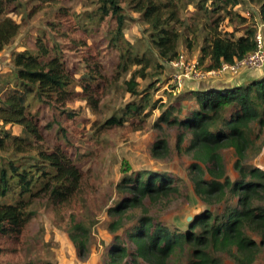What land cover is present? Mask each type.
I'll return each instance as SVG.
<instances>
[{
    "label": "trees",
    "instance_id": "16d2710c",
    "mask_svg": "<svg viewBox=\"0 0 264 264\" xmlns=\"http://www.w3.org/2000/svg\"><path fill=\"white\" fill-rule=\"evenodd\" d=\"M203 1L197 0L199 10ZM250 1L257 4L259 22L264 25V0ZM191 3L195 4V0H99L95 13L98 25L106 21L115 25L106 44L117 53L113 74L106 72L103 55L94 46L86 47L80 59L81 74L76 77L79 71L66 63L60 48L50 46L45 35L35 40L34 51L11 55L14 71L5 83H12V87L0 96V152L26 153L29 162L0 160V259L23 250L28 227L35 217L31 206L40 201L56 217L68 221V238L76 257L82 261L89 255V230L76 220V213L94 184L68 147L46 144L45 126L38 111L28 109V99L44 103L68 119L76 114L68 108L75 102H84L97 114L107 91L121 76L133 66L146 67L145 58L133 54L132 46L124 40L122 4L139 14L149 29L158 58L169 64L180 55L181 34L177 26L186 24L180 13ZM237 5H241L240 0H218L209 5L211 13L224 12L223 18L228 19L233 30H220L219 15L205 28L200 62L208 58L203 67L207 71L216 70L222 62L240 60L256 48L254 17L242 16L235 9ZM16 8L17 0H0V51L19 33L20 24L9 17ZM193 27L188 28L190 32H194ZM187 46L190 48V42ZM137 85L135 75L122 83L123 92L137 100L128 103L120 115L105 119L99 129L122 127L126 122L133 123L146 109L157 108V101L142 95ZM191 95L196 108L181 117L173 114H180V108L171 106L162 113L160 121L182 131L177 136L179 141L183 135H190L185 152L192 160L189 172L194 194L207 205L227 202L230 194L235 198L234 205L225 206L221 213L200 212L184 231L169 229L145 211L125 230L123 240L116 232L123 227L127 212L142 207L147 199H167L178 192L174 180L162 171L123 169L115 185L119 198L106 210L111 218L107 230L114 236L103 264H170L176 252L186 254L185 264H222L216 257L222 252L232 256L237 264H252L264 250V170L245 163L248 153L257 155L261 150L256 141L264 130V76L244 85L200 90ZM183 98L184 95L178 97L179 101ZM6 125L20 126L21 134L11 135L4 129ZM223 149L234 153L233 169L238 175L234 181L226 175ZM169 151L164 139L154 142L150 149L153 158L166 156Z\"/></svg>",
    "mask_w": 264,
    "mask_h": 264
},
{
    "label": "rangeland",
    "instance_id": "374dc122",
    "mask_svg": "<svg viewBox=\"0 0 264 264\" xmlns=\"http://www.w3.org/2000/svg\"><path fill=\"white\" fill-rule=\"evenodd\" d=\"M212 1L218 0H204L199 10L195 0V4H188L180 13L186 24L177 26L181 34L178 53L188 59H193L201 53L200 48L205 44L207 33L205 28L218 15L222 17L219 23L220 30L225 32L233 30L228 19L223 18L224 12H210L209 5ZM98 3L99 0H17L16 13L10 14L9 17L20 24V30L18 35L0 51V96H5L12 87V83L8 85L5 83L12 77L14 71L11 55L24 50L34 51L35 40L43 35L47 37L50 46L55 45L60 48L63 59L77 71L82 67L80 59L86 47L94 49L95 46V49L98 48L103 55L106 72L113 74L117 53L106 44L115 25L111 21L98 25L97 14L95 15ZM240 3L237 11L248 9L256 13L258 6L255 2L240 0ZM121 7L125 15L124 40L132 46L133 54L145 58L146 67L133 66L129 72L121 76L120 81L107 91L97 114L92 113L84 102H75L69 104L68 108L76 114L68 119L58 110L33 98L27 101L28 109L33 113L37 110L41 123L45 126L43 133L46 144L48 146L61 144L68 147L78 166L87 172L94 184L92 193L84 199L82 207L76 213V220L89 230V255L82 261L76 257L74 247L68 238V221L56 217L50 207L40 201L31 206L35 217L28 227L27 242L23 250L6 254L0 259L1 264H44V262L103 264L108 258L114 236L107 230L111 218L106 210L119 198L115 185L121 178L123 169L129 172L162 171L174 180L178 189L175 195L167 199L154 201L147 199L142 207L127 212L122 220L123 227L116 232V235L123 240H126L125 230L131 228L145 211L148 216L169 229L184 231L200 212L210 210L221 213L225 206H233L235 203V198L229 197V194L227 202L207 205L194 194L189 172L192 160L185 152L190 135H183L184 138L179 141L177 136L182 134V131L168 127L160 121V117L171 106L180 108V114H173L182 117L196 108L195 98L188 93L186 87L180 92L170 88V84L167 83L169 64L158 58L150 42L147 25L139 14L130 10L125 4ZM192 27L194 32L188 29ZM238 34L236 33L237 36ZM186 40L190 42V48ZM203 65H205L204 61L200 66L204 67ZM80 74L81 71L76 77ZM139 74H143L144 77H139ZM133 75L138 84V91L142 95H149L152 102L157 101V108L151 111L149 108L146 109L143 112L144 117L142 114L133 123L126 122L122 127L99 129L105 119L112 115H120L121 110L128 103L137 100L121 89L122 83ZM150 85L153 87L148 89ZM76 90L80 91L79 88ZM183 95L184 98L179 101L178 97ZM4 129L11 135L21 134V127L18 125H6ZM159 139L167 142L170 151L166 156L153 158L150 149ZM256 144L261 146L260 152L257 155L248 153L245 163L264 170V130ZM27 156L26 153L14 154L10 150L0 152V160L4 162L12 159L26 163L29 162ZM221 156L226 175L234 181L238 175L233 169L235 161L233 151L223 149ZM186 257L185 253L176 252L170 264H185ZM216 257L222 264H237L232 256L224 252L217 253ZM252 264H264V250L258 254Z\"/></svg>",
    "mask_w": 264,
    "mask_h": 264
},
{
    "label": "built area",
    "instance_id": "2783aa9c",
    "mask_svg": "<svg viewBox=\"0 0 264 264\" xmlns=\"http://www.w3.org/2000/svg\"><path fill=\"white\" fill-rule=\"evenodd\" d=\"M259 24L254 36L255 50L231 64L222 62L216 70L207 71L195 59H188L185 55L180 54L177 59L169 63L171 70L168 74L167 83L170 84V88L180 92L187 82L204 80L223 74L236 75L241 71L262 70L264 68V38L261 28H264V25Z\"/></svg>",
    "mask_w": 264,
    "mask_h": 264
},
{
    "label": "crops",
    "instance_id": "0c3cea01",
    "mask_svg": "<svg viewBox=\"0 0 264 264\" xmlns=\"http://www.w3.org/2000/svg\"><path fill=\"white\" fill-rule=\"evenodd\" d=\"M239 5L235 6V9H237ZM242 16L244 17H250L253 15L255 23H256V30L259 28V18H258V9H256V13L250 12V10H239L238 11ZM263 38H264V28H261ZM200 58H201V53L197 56H194L193 59H195L198 64L200 65ZM205 65L208 63V58H205L204 60ZM202 67V66H201ZM171 68L169 66V72ZM264 76V68L260 71H241L236 75H230V74H223L219 75L217 77H210L208 79L204 80H199V81H193V82H187L184 86L186 87L188 93H194L200 90H208V89H215L211 88V86H223L220 89H228L230 87L238 86V85H244L250 82L251 80L254 79H260ZM192 96V95H191Z\"/></svg>",
    "mask_w": 264,
    "mask_h": 264
},
{
    "label": "water",
    "instance_id": "95a60500",
    "mask_svg": "<svg viewBox=\"0 0 264 264\" xmlns=\"http://www.w3.org/2000/svg\"><path fill=\"white\" fill-rule=\"evenodd\" d=\"M223 86H211V88H215V89H220V88H222Z\"/></svg>",
    "mask_w": 264,
    "mask_h": 264
}]
</instances>
